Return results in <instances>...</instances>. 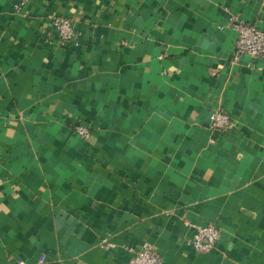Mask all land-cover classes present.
<instances>
[{"label": "crops", "instance_id": "crops-1", "mask_svg": "<svg viewBox=\"0 0 264 264\" xmlns=\"http://www.w3.org/2000/svg\"><path fill=\"white\" fill-rule=\"evenodd\" d=\"M238 21L264 29V0H0V264H130L148 243L264 264V59L234 60ZM209 222L198 252L188 223Z\"/></svg>", "mask_w": 264, "mask_h": 264}, {"label": "built area", "instance_id": "built-area-1", "mask_svg": "<svg viewBox=\"0 0 264 264\" xmlns=\"http://www.w3.org/2000/svg\"><path fill=\"white\" fill-rule=\"evenodd\" d=\"M17 12L24 10V4L15 5ZM52 26L62 44H69L77 40L78 32L68 17H57L52 21ZM236 40L234 48V60L239 61L242 57H249L251 64L256 60L264 59V29L253 23L238 21L234 23ZM211 124L221 132L227 131L233 126L232 116L225 109H216L211 116ZM73 132L80 138L86 140L92 134V127L78 122ZM195 228L191 238V245L198 252L211 251L220 239L221 229L213 222L203 225L188 223ZM133 257L130 264H162V258L158 250L150 243L141 249L131 250Z\"/></svg>", "mask_w": 264, "mask_h": 264}]
</instances>
